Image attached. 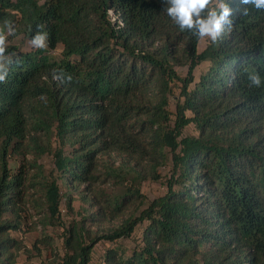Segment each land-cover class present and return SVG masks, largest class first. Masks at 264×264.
Listing matches in <instances>:
<instances>
[{
	"label": "trees",
	"instance_id": "1",
	"mask_svg": "<svg viewBox=\"0 0 264 264\" xmlns=\"http://www.w3.org/2000/svg\"><path fill=\"white\" fill-rule=\"evenodd\" d=\"M227 2L232 30L199 52L165 0H0L20 61L0 84V264H90L141 226L104 264H264V86L244 71L264 78V12ZM41 23L47 49L12 45ZM166 169L167 192L147 202L143 184Z\"/></svg>",
	"mask_w": 264,
	"mask_h": 264
},
{
	"label": "clouds",
	"instance_id": "2",
	"mask_svg": "<svg viewBox=\"0 0 264 264\" xmlns=\"http://www.w3.org/2000/svg\"><path fill=\"white\" fill-rule=\"evenodd\" d=\"M243 5L240 9L242 15H249L250 9L264 12V0H239ZM166 6L163 12L172 20L181 32L188 31L197 39L210 38V42L216 43L225 31H231L233 27V12L227 0H165ZM46 25H36V32L31 37L29 45L36 50H44L49 46V33ZM16 35V29L9 20H4L0 25V84L7 82L8 66L20 61L13 60L15 54L8 53L9 37ZM249 87L260 88L264 86V78L259 72H248ZM52 77L61 83L73 82V76L63 70H53ZM43 99V97H41Z\"/></svg>",
	"mask_w": 264,
	"mask_h": 264
},
{
	"label": "rangeland",
	"instance_id": "3",
	"mask_svg": "<svg viewBox=\"0 0 264 264\" xmlns=\"http://www.w3.org/2000/svg\"><path fill=\"white\" fill-rule=\"evenodd\" d=\"M210 38H203L199 43V52H202L209 41ZM12 45L19 46L21 51L23 52H30L34 50L30 45L29 42H24L22 38L15 40ZM57 53V52H56ZM59 53V52H58ZM57 53V54H58ZM208 64L200 65L194 72L196 80L207 71ZM187 68L179 69L178 73L181 77H186L187 75ZM180 95V91L178 87H175L173 90V95L170 98V111L175 112L176 109V102L177 98ZM198 133L193 125L189 126L184 131V136H197ZM47 172L52 170V159L48 156L44 157L42 160ZM12 167H15L12 165ZM167 177H168V170L162 171V179L158 182H146L143 184L141 188V192L144 195L147 202L152 201L156 198H159L167 192ZM64 192V191H63ZM80 202L77 201L74 203L76 209L80 208ZM67 220V219H66ZM143 230V226L139 227L138 230L135 232L133 238L129 240L120 241L118 244H111L108 242H102L98 244L92 253V258L90 264H104V256L108 249L110 248H121L122 250L128 251L130 253L136 246L139 245V240L141 236V232ZM38 237V233L29 234L25 237L26 245L30 246L34 239ZM34 264H38L37 261H33ZM18 264H29L26 260V256L22 255L19 259Z\"/></svg>",
	"mask_w": 264,
	"mask_h": 264
},
{
	"label": "built area",
	"instance_id": "4",
	"mask_svg": "<svg viewBox=\"0 0 264 264\" xmlns=\"http://www.w3.org/2000/svg\"><path fill=\"white\" fill-rule=\"evenodd\" d=\"M112 15V13H110Z\"/></svg>",
	"mask_w": 264,
	"mask_h": 264
}]
</instances>
